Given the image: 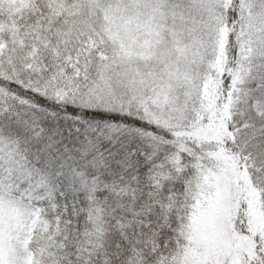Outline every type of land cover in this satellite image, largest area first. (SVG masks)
I'll return each mask as SVG.
<instances>
[{"label":"snow or ice","instance_id":"snow-or-ice-1","mask_svg":"<svg viewBox=\"0 0 264 264\" xmlns=\"http://www.w3.org/2000/svg\"><path fill=\"white\" fill-rule=\"evenodd\" d=\"M0 264H264V0H0Z\"/></svg>","mask_w":264,"mask_h":264}]
</instances>
